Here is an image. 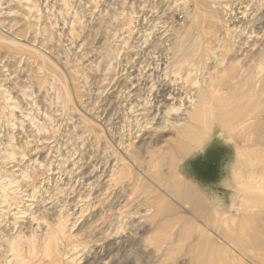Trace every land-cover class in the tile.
Instances as JSON below:
<instances>
[{
	"label": "rangeland",
	"instance_id": "374dc122",
	"mask_svg": "<svg viewBox=\"0 0 264 264\" xmlns=\"http://www.w3.org/2000/svg\"><path fill=\"white\" fill-rule=\"evenodd\" d=\"M210 7L248 42L240 59L264 53V0ZM196 9L193 0H0V264H53L57 243L45 240L65 220L62 264L72 254L74 264H264V115L255 145L208 134L184 161L168 127L180 114L160 125L178 104L173 96L159 105L164 84L195 93L196 76L184 79L174 63L177 33ZM248 145L253 160L238 161ZM160 165L197 185L219 234L194 218L197 230L169 223L192 216L154 180ZM117 195L126 200L111 212Z\"/></svg>",
	"mask_w": 264,
	"mask_h": 264
},
{
	"label": "bare ground",
	"instance_id": "6f19581e",
	"mask_svg": "<svg viewBox=\"0 0 264 264\" xmlns=\"http://www.w3.org/2000/svg\"><path fill=\"white\" fill-rule=\"evenodd\" d=\"M223 1L224 0H193V2H195V5L197 6V9L196 12L189 14L191 18L188 19L192 20L191 24L185 28H182L177 33L180 59H178L174 64L177 67V74L182 75L183 72L186 73L184 76H182L184 77V79L186 75H187L186 79L189 78L191 75L196 76L191 78L192 80H194L193 84L196 87L195 93H192L190 90L189 91L186 90L185 92L178 91V93H176V89L174 88L173 84L168 83V84H164L160 92L156 95L159 101V105H161V103L165 101H169L170 100L169 98H173L172 100H174L176 99L175 97H177L178 104L176 106L169 107L168 110L163 112L160 125L161 124L164 125V123L169 124L170 121L169 117L171 116V113H169L170 111L171 112L175 111L180 114L179 115L180 117L176 119V122H171L170 125H168V127L174 129V133L176 134L177 137L176 141L174 142V146L175 148H178V152H180L182 161L192 156L195 151L199 150L204 145L205 139L208 137V134L211 135L210 137H213L215 135H220V136L227 135L229 138L231 137H234L235 139L241 138V140H243L245 143H249L250 146L255 145V140H256L255 136L256 134H258L259 131V129L257 130V127H259L257 122L260 121L259 119L261 115L262 116L264 115V53H262V51L259 52L258 50L259 53L257 56L256 55L254 56L252 55L253 57L248 56L247 53L246 56L240 59V57L244 53H246L245 47L246 45L248 46V42L240 43V41H242V38L239 39L240 35L238 36L237 34V38H235L234 31H232L231 28L226 27L224 25V23L227 24V22L224 21L223 19H221V21L219 19H216L219 17L213 12L218 13V11L211 9L210 7L211 3H215L217 5V4H221ZM209 12L211 14H209ZM255 56L256 58L254 59ZM239 67L242 69L235 71V75L231 76V74H233L232 73L233 71H231L230 74L229 73L230 70L231 69L237 70V68ZM184 95L185 97L183 98ZM187 104L189 105L188 107ZM157 110H156L157 111L156 117L160 114V110L158 108ZM95 119L96 121H99L100 118L99 119L95 118ZM153 121L154 119H152V122ZM132 135L133 134H129V137L131 138ZM100 142L101 140L99 141L98 139V142L95 143L96 145H100L101 144ZM143 142L145 143L144 148L148 149L151 145V142H148L147 140L146 141L143 140ZM259 142L264 144L263 139H259ZM121 144H124V142H121L120 145ZM249 145L243 149H238L236 153L238 161L242 159L247 161L253 160L251 153H249V148H250ZM132 146L133 144L129 143L127 147L130 148ZM108 147L109 145L105 144V149H108ZM97 148H99V146H97ZM175 160L176 157L175 158L173 157L172 162L169 165V168L173 164H175L174 162ZM109 163L110 162L108 161V164ZM163 167H164L163 165H160V171L157 172V174L153 175L154 180L157 182L159 187L162 188V190L166 193V195L168 194L170 197L172 196L173 198H176L177 201L181 204L189 205V210H187V212H189L190 216H192V217L183 216L179 218L177 221L175 220V222L173 220H169V223L172 222L174 224L176 223L180 224L183 231L186 232L191 229L193 230L198 229V227L197 229L194 227L196 225L194 220H196L200 224H203L206 228L214 232L215 234H219L218 232L220 231V227H218V225L216 224V222H218L219 220L217 219L218 220L217 221L216 219H213L211 217L207 209L209 202L206 199L204 200V198L202 197L203 195L200 192L201 190L197 187V185L194 184L192 181H188L186 178L174 179L169 173L163 175V171H165ZM263 167H264V162H263ZM115 168L116 170H114L112 176H110L112 178L115 175H118L120 170H122L119 169V172H117V169L119 167L115 166L114 169ZM103 173H105V171ZM243 175L244 174H239L238 176L239 180L243 179L242 181H245ZM251 176L252 173H250L249 176H247L246 180L252 181L254 178ZM124 199L126 200V197ZM124 199L123 196H118V195L111 196V198L107 201V203H109V206H111L110 210L115 208L117 204H118L117 206L123 204L122 202L125 201ZM102 212L104 211L102 210ZM216 214H220V209L218 207L216 209ZM123 215L124 214L121 211V217ZM191 218H194V220ZM63 222L64 223L60 224L59 230L55 232H51L48 238L45 240L46 248L47 247L49 248L51 246V242L53 241L57 243L55 247V251L52 253L54 259L53 264H62L65 257L69 256L68 255L69 252L68 253L63 252L64 250L58 247L59 246L58 241L59 242L61 241L62 243V241H65V238L68 237L67 236L68 233L66 232V228H65L66 226L65 222H67V220ZM212 224L214 226L216 224L215 230L210 228V225ZM178 236L179 235L175 236L174 238L170 237V239L167 242H165L167 246L166 248L167 250H169V248H171L176 243V239H178ZM18 237L20 238L15 239L14 237L12 240L13 242H11L14 248H16L15 246L19 245L20 242H22L21 236L19 235ZM125 243L127 242L121 241L122 247H125ZM156 244L157 247L158 245H163V237H160L157 240ZM77 248L76 246L75 248L73 247L72 251H76ZM18 249L19 248H16L15 251H18ZM77 255L72 254V256L68 257V261L70 260L69 264H74L78 261Z\"/></svg>",
	"mask_w": 264,
	"mask_h": 264
}]
</instances>
